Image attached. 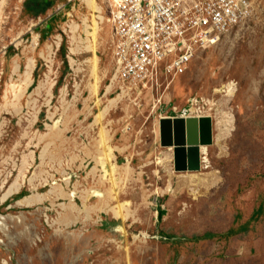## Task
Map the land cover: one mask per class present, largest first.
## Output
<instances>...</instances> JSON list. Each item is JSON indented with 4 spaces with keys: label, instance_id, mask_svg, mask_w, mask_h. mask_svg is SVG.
<instances>
[{
    "label": "rangeland",
    "instance_id": "rangeland-1",
    "mask_svg": "<svg viewBox=\"0 0 264 264\" xmlns=\"http://www.w3.org/2000/svg\"><path fill=\"white\" fill-rule=\"evenodd\" d=\"M97 3L99 100L110 104L104 123L114 145L126 147L118 163L131 159L124 198L140 221L123 225L98 211L87 223L61 226L66 198L52 194L44 203H24L35 193H51L56 183L69 193L109 185L99 184L104 171L94 159L95 55L85 44L73 51L80 44L72 27L78 22L86 37L84 18L91 11L81 0H0V264H264V0H249L247 19L218 39L196 44L190 64L157 87L115 74L117 3ZM31 59L34 82L20 100ZM191 100L199 102V114H190ZM211 101L214 117L208 115ZM175 113L211 117L215 124V143L207 146L212 167L203 170L198 158L192 178L175 173L174 164L168 165L172 147L160 144V122L175 119ZM57 123L63 137L42 159L49 141L42 137ZM169 184L171 191H155ZM145 190L151 192L148 206ZM73 200L83 208L80 196ZM98 203L97 196L88 201ZM122 225L126 236L117 232Z\"/></svg>",
    "mask_w": 264,
    "mask_h": 264
},
{
    "label": "bare ground",
    "instance_id": "bare-ground-1",
    "mask_svg": "<svg viewBox=\"0 0 264 264\" xmlns=\"http://www.w3.org/2000/svg\"><path fill=\"white\" fill-rule=\"evenodd\" d=\"M83 2V4L86 5L87 8L90 9L91 11V15H86L84 18V25H85V32H86V37H83L82 34H80V30H81V25L77 22L74 23L72 29H73V38L75 43L80 44V46H78L77 49L73 50L74 52H78L80 50H82V45L85 44V46H83L85 49H87L88 51L94 53L95 57H94V61L96 63L95 67H94V77H95V81L93 84H91V88H92V94L93 97L96 99L95 100V104L97 107V113L94 114V116H97L96 122L95 124L97 125L99 131H98V139H97V144H98V150H97V155L94 157L97 166L102 165L103 166V171L104 174L102 173V176L100 177L99 184L100 185H104L105 183H108L109 185L105 186V189L102 191V189H91V190H87V191H81L79 190V188L75 189L74 192L69 193L67 191V189L65 187H63L62 184L56 183V185H53V190L51 191V193L43 195L41 193H35L32 197L28 198L24 203H34V204H38V203H44L48 198H50V196H52V194H55L57 197L61 198H66L67 200H69V203H66L65 205H63V207L66 209V216L61 219L58 223L59 225H73V224H77L80 222H85L86 223L88 221H91L93 219V214L95 212H100V211H104V212H108L110 213V215H113V217L116 220H119L123 225H126L127 222H129L131 219H133L134 221H140V219L138 218V216L136 215V212L132 211L131 208V203L124 198V194L126 192V180H128L129 174L131 173V159H128L126 163L124 164H119L118 163V154H122L126 147H120V146H115L113 140H115L116 138L115 135L111 136L110 134V130H108V128L105 126V120H106V115L109 111V107L107 106H103L102 102L103 100H99V86H100V78H98V74L97 71L99 69V60H98V49L100 47V43H99V33H100V24L98 22V19L102 20V17L100 15V11L101 8L99 6V4L97 3V0H81ZM130 0H115V3H117V7L119 6H123V5H127V2ZM134 1H138L137 4L140 8V10L144 11L148 6H150L151 4H153L154 0H148V4H143L142 2H144L145 0H134ZM142 14V13H141ZM118 11L116 14V25L118 28V33H119V29L120 27H122V25H120L119 21L117 20V16H118ZM250 15V13L247 15V17L239 20L238 22H236L234 25H237L239 22L245 20L248 18V16ZM122 22L124 23V21L122 20ZM155 21L153 19V16H151L149 18V24H153ZM170 25V24H169ZM233 26L232 24L229 26V28ZM138 25H136L135 27H133L132 29H134L135 31L137 30ZM142 27V26H140ZM167 30V29H166ZM36 40H35V44H34V48L35 50L38 49V42H39V35H36ZM59 44V43H58ZM142 47L144 48V44H141ZM154 43H153V47H154ZM49 47V45H48ZM195 46L193 45V48H191V50L194 51ZM157 47H155L154 52H153V56L155 57L157 55ZM52 50V49H51ZM50 50V51H51ZM52 55V54H51ZM50 60V57L48 58ZM168 60L167 57L161 58L158 62L164 64L166 61ZM192 60V57L188 60V62L185 65H177V68H173L176 69V72L171 71L169 73H167V75L165 77H161V78H165L164 82H162L161 79H159V76H161V73H158L156 75V71L152 68V72L150 74L147 75L146 79L145 77H140L138 78V76H136L135 78H132L131 81H133L136 85L138 86H142L144 84L146 85H153L155 87L158 86V83H165L168 79H171L174 77V73H178L180 69H182V67L190 64ZM201 61V60H200ZM197 62V63H200ZM195 63V66L196 64ZM159 65V64H158ZM36 67V61L35 59H31L29 62V66H28V70L26 73V79H25V83H26V88L24 90H22L23 92H20V96L19 99L22 100L26 97V94H28V92L30 91V89L32 88L33 85V78L32 73H34V69ZM20 69V67L16 68V72H18ZM178 70V71H177ZM118 74V73H117ZM117 76V75H116ZM118 79V78H117ZM116 80V79H115ZM159 80V81H158ZM114 81V80H113ZM115 85V84H114ZM162 85V84H161ZM44 84H42L41 88H44ZM112 89V87L110 86V90ZM226 89L228 91V93L230 94V96L233 94L232 90H233V86L232 84L226 86ZM38 91V89H37ZM226 91V92H227ZM50 92V91H49ZM218 92L220 93H224V90H218ZM53 96V95H52ZM120 97V96H119ZM93 99V98H92ZM123 99V98H122ZM121 100V99H120ZM116 101V100H114ZM34 104H36L37 101H33ZM33 102H30L31 104ZM117 103V102H116ZM104 104V103H103ZM191 109H190V114H199V111H201V109L198 108V104L199 102L196 100H191ZM30 105V104H29ZM216 106V103L211 101L210 102V109L212 111H208V115L214 117V108ZM16 111L19 113H22V107L21 105H16ZM157 103L155 104V106L153 107V111L155 112L157 110ZM104 108V109H103ZM109 108V109H108ZM22 110V112H21ZM68 110V109H67ZM204 113V112H203ZM66 115V114H65ZM176 118H183V119H188L191 117H186L184 114H180V113H175ZM68 116V115H67ZM228 117H231V115H229ZM202 117H199L198 119H201ZM204 118V117H203ZM212 119V118H211ZM220 119V123L218 125L219 128H223V124L224 122L222 121L221 118ZM68 121L69 118H66L65 121H63L62 123L64 124L65 128H68ZM37 122V121H36ZM214 123V122H213ZM232 123V122H231ZM110 123H107V125H109ZM215 124H214V132L215 133ZM161 132V130H160ZM63 133H64V129L62 128V126L57 123L56 126L51 127V132L48 133L47 135H43L42 139H49L48 144L45 145L46 148L43 152L42 155V159H45V156L47 155L48 150L50 151V147L51 146H55V142L54 140L56 139H60L63 137ZM215 135V134H214ZM47 137V138H46ZM161 139H162V133H161ZM44 142V141H43ZM42 142V143H43ZM214 143H215V136H214ZM214 143H211L209 145H204L202 144V146H199V161H201V164H203V170H207V169H211L212 165H211V160L209 155V148L207 146H213ZM162 147H168V146H163L162 143H160ZM57 147V146H56ZM172 148H170V150L172 149L173 151V161L172 163H168V165L173 168V164L175 166V146H171ZM44 149V148H43ZM185 153V152H184ZM87 156V155H86ZM90 156V154H89ZM88 156V157H89ZM33 157V154H32ZM92 157V156H91ZM74 159V158H73ZM73 161V160H72ZM85 161V160H84ZM186 161V160H185ZM86 162V161H85ZM44 163V161H43ZM163 162H161L162 164ZM28 159L26 160V165H28ZM197 164V163H196ZM62 165V164H61ZM184 168L185 170H177L178 172L175 173H182L183 176L180 177L183 179V177L185 178H192L197 176V170L192 169L189 170L188 168H190V164L188 161L184 162ZM199 166V165H198ZM192 167V166H191ZM201 170V171H203ZM156 172H159L158 170H155ZM95 172H97V168L95 169ZM121 172L125 174V176L123 177L121 175ZM64 174H67V171H64ZM186 174V175H185ZM193 174V175H191ZM127 175V176H126ZM190 176V177H188ZM200 178H204L203 176H199ZM140 178H141V172H140ZM46 179V180H45ZM45 181H48V178H45ZM69 178H67L68 180ZM34 179L32 178L31 181H33ZM69 181V180H68ZM42 184V183H41ZM68 184H70V181L68 182ZM37 184H35V189L37 188L36 186ZM191 186V185H190ZM21 186L18 187V189L20 190ZM173 189L172 185L169 184V186L167 187L166 190H160V189H156V192H161L164 193L166 191H171ZM151 194V192H147L146 190L144 191L143 194V202L145 203L144 205H150L147 201L148 196ZM76 196H80V198L83 199L84 201V205L83 208H80V206L78 205V203L76 202V200H73L74 197ZM95 197L97 196L99 198V203L97 206H89L88 205V201L90 200L91 197ZM3 225V224H2ZM120 226L118 228L119 233L124 234V236H126L127 234V230L125 229L124 226ZM5 229V228H4ZM146 235V234H145ZM125 254H128V250L126 247L123 246Z\"/></svg>",
    "mask_w": 264,
    "mask_h": 264
},
{
    "label": "built area",
    "instance_id": "built-area-1",
    "mask_svg": "<svg viewBox=\"0 0 264 264\" xmlns=\"http://www.w3.org/2000/svg\"><path fill=\"white\" fill-rule=\"evenodd\" d=\"M137 2L130 0L117 8L122 27L113 49L115 74L130 82L136 76L146 79L152 68L156 75L162 74L159 79L176 72L173 68L194 58L193 45L218 39L251 10L249 0H154L144 11ZM142 3L147 5L148 0ZM151 16L153 24H149ZM136 25L135 31L132 28ZM164 57L168 58L164 64L158 62Z\"/></svg>",
    "mask_w": 264,
    "mask_h": 264
},
{
    "label": "water",
    "instance_id": "water-1",
    "mask_svg": "<svg viewBox=\"0 0 264 264\" xmlns=\"http://www.w3.org/2000/svg\"><path fill=\"white\" fill-rule=\"evenodd\" d=\"M160 127L163 146H175L176 170H185L186 161L190 164L189 170L200 168L196 165L198 147L214 143V123L211 117L162 119Z\"/></svg>",
    "mask_w": 264,
    "mask_h": 264
}]
</instances>
